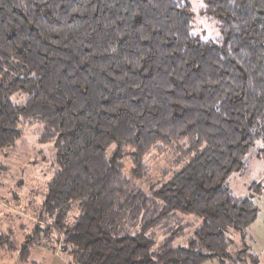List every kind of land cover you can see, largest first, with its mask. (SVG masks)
<instances>
[{
	"label": "trees",
	"instance_id": "obj_1",
	"mask_svg": "<svg viewBox=\"0 0 264 264\" xmlns=\"http://www.w3.org/2000/svg\"><path fill=\"white\" fill-rule=\"evenodd\" d=\"M204 4L221 38L192 34L188 0H0V150L27 124L53 144L36 231L47 222L76 264L259 261L230 247L227 230L245 234L258 206L227 179L264 157V0ZM155 151L172 164L151 166ZM190 217L186 240L171 227L156 242Z\"/></svg>",
	"mask_w": 264,
	"mask_h": 264
},
{
	"label": "rangeland",
	"instance_id": "obj_2",
	"mask_svg": "<svg viewBox=\"0 0 264 264\" xmlns=\"http://www.w3.org/2000/svg\"><path fill=\"white\" fill-rule=\"evenodd\" d=\"M191 5L190 14L192 22V34L202 40H215L222 37L219 17L206 13L203 8L204 0H188ZM16 103L20 97L13 96ZM23 135L16 145L0 150V235L6 233L14 243L13 248L8 249L9 242L0 244V264H76L73 257L62 246L58 232L49 229L47 222L39 225L38 220L44 219V214L49 218V212L44 209L48 183L58 168L56 163V150L52 143H42L39 140V126L27 124L23 126ZM115 144L109 146L108 153L113 152ZM121 161L124 171L130 176L134 167L132 164V150L126 148L121 152ZM177 156V155H176ZM174 155L156 151L150 154L151 166L161 168L172 164ZM154 169L149 181L154 182L162 175ZM161 171V169H160ZM256 181L255 189L252 188ZM145 185L148 183L145 181ZM227 185L237 196L252 195L257 206L258 213L255 220L247 227L245 234L235 233L228 229L231 237L230 245L233 251L244 247L259 256L257 264H264V157L250 159L248 167L234 172L227 179ZM43 213V217H38ZM73 215V213H71ZM187 222L185 230L179 227L186 225V221L177 219L164 223L154 229L153 235L159 242L169 234L171 227L183 232L181 240H186L199 226L197 219ZM176 229V230H177ZM180 232V233H181ZM151 233V231H150ZM24 247H27L24 257ZM235 258L228 264H246V260ZM217 264V263H216ZM250 264V263H249Z\"/></svg>",
	"mask_w": 264,
	"mask_h": 264
},
{
	"label": "crops",
	"instance_id": "obj_3",
	"mask_svg": "<svg viewBox=\"0 0 264 264\" xmlns=\"http://www.w3.org/2000/svg\"><path fill=\"white\" fill-rule=\"evenodd\" d=\"M218 264V262H215V261H209V262H205V263H203V264Z\"/></svg>",
	"mask_w": 264,
	"mask_h": 264
}]
</instances>
